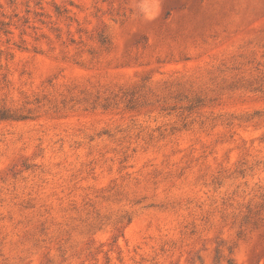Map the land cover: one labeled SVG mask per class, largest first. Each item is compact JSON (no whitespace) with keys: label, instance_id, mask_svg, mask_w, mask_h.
<instances>
[{"label":"rangeland","instance_id":"1","mask_svg":"<svg viewBox=\"0 0 264 264\" xmlns=\"http://www.w3.org/2000/svg\"><path fill=\"white\" fill-rule=\"evenodd\" d=\"M0 264H264V0H0Z\"/></svg>","mask_w":264,"mask_h":264}]
</instances>
